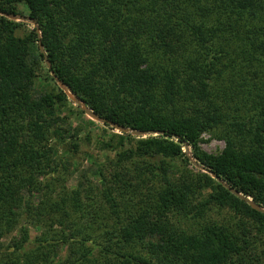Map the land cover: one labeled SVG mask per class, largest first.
Instances as JSON below:
<instances>
[{
	"label": "trees",
	"instance_id": "1",
	"mask_svg": "<svg viewBox=\"0 0 264 264\" xmlns=\"http://www.w3.org/2000/svg\"><path fill=\"white\" fill-rule=\"evenodd\" d=\"M1 13L34 20L44 54L0 15V264H264V213L231 193L264 210V0H0ZM50 72L107 123L151 132L88 120L110 157L72 190L82 139L68 127L85 115ZM203 134L223 150L203 152Z\"/></svg>",
	"mask_w": 264,
	"mask_h": 264
},
{
	"label": "rangeland",
	"instance_id": "2",
	"mask_svg": "<svg viewBox=\"0 0 264 264\" xmlns=\"http://www.w3.org/2000/svg\"><path fill=\"white\" fill-rule=\"evenodd\" d=\"M19 10L22 13H24L22 6H20ZM20 16L26 17L25 14L20 15ZM16 22L24 23V25L27 29L31 30L33 28V25L30 22L18 21V20H16ZM32 54H33L32 56L35 55L33 52H32ZM34 59H35V57H34ZM43 88L45 90L51 89L49 84H46L45 86L41 87L38 83H36L35 90H36L37 94L39 92H41V90ZM69 101H71V100H69ZM74 105L75 104L73 103V106ZM88 120H91V119H89L86 116L83 118L73 116V118H71V120H70V126L68 127L71 134H76L75 128L77 126L80 127L81 133H80L79 137H80V139H82V141L80 142V153L77 154L75 161L72 164L73 167L71 168V172H70V175H69L67 183H66V186L69 190L75 189L79 186V178L83 175L88 176L89 178H91L92 181H96V176H95L96 168L99 167L100 165L106 163L108 158L110 157L108 154H105L103 152L98 151L97 148L95 147V141H96L97 137L100 135L99 131H94L92 133V136L90 137L89 143L85 140V136L87 135V132L89 131L88 122H87ZM91 121H93V120H91ZM94 122H96V121H94ZM96 123H98L100 125V127H103L101 123H99V122H96ZM198 146L200 147V149L203 152H205L207 154L215 155V154L220 153L223 150L224 143L221 140H217L215 138H212L208 134H203L201 136V142L199 143ZM63 150L64 149H62V148L60 149V154L62 153L61 151H63ZM184 151H185V154L188 157H190L189 156L190 150L187 149ZM5 244H7V241H5Z\"/></svg>",
	"mask_w": 264,
	"mask_h": 264
},
{
	"label": "water",
	"instance_id": "3",
	"mask_svg": "<svg viewBox=\"0 0 264 264\" xmlns=\"http://www.w3.org/2000/svg\"><path fill=\"white\" fill-rule=\"evenodd\" d=\"M0 15H2L4 17H7L8 19L13 20V21L18 20V21L30 22L33 25V28L35 29V33L37 34V38L39 40L38 41L39 51H40L41 54H44V50H43V47H42L41 42H40V34H39L38 29H37V24H36V22L34 20H31L30 18H27V17H24V16H20V15L14 16V15L2 14V13ZM44 61H45V65H46L47 69L49 71H51V65L48 62V60L46 58H44ZM50 76L52 77L54 83L58 86V88L65 93V95L68 97V99L71 100L75 104V106H77L79 108V110L84 113V115L86 117H88L89 119H91L93 121L99 122L101 124H106L107 123L104 119H101L99 116H97L92 111H90L84 105V103L82 101H80V99H78V97L72 93L71 89L69 87H67L66 85H64L56 77V75L53 72H50ZM107 124H108V126H110L111 128L115 129L117 132H119L121 134L131 135V136H134V137H142V136H145L147 134H151V132L144 133V132L132 131L130 129H125L123 127H120V126H118L116 124L109 123V122ZM187 149H188V147L185 146V150H187ZM194 166H196L195 163H194ZM196 167H198V166H196ZM198 168H200V167H198ZM210 175H211L212 178H216V176L213 173H210ZM218 181L220 182L219 179H218ZM220 183L222 185H224V183H222V182H220ZM231 193L235 194L240 199L245 200L251 206L252 209H254V210H256V211H258L260 213H264V210L263 209H261L259 206H257L254 203H252L249 199H244L242 196H240L239 194H237L236 192H234L232 190H231Z\"/></svg>",
	"mask_w": 264,
	"mask_h": 264
}]
</instances>
